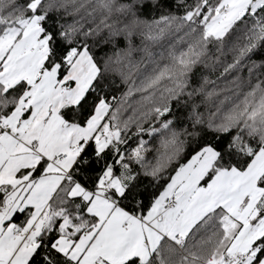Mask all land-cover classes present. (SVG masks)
I'll list each match as a JSON object with an SVG mask.
<instances>
[{"label":"snow or ice","instance_id":"6c2138e0","mask_svg":"<svg viewBox=\"0 0 264 264\" xmlns=\"http://www.w3.org/2000/svg\"><path fill=\"white\" fill-rule=\"evenodd\" d=\"M0 264H264V0H0Z\"/></svg>","mask_w":264,"mask_h":264}]
</instances>
